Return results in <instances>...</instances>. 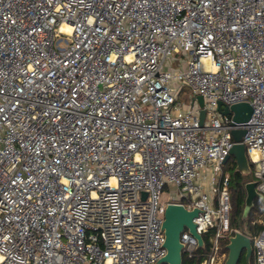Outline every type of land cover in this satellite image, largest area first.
Wrapping results in <instances>:
<instances>
[{
	"label": "built area",
	"instance_id": "obj_1",
	"mask_svg": "<svg viewBox=\"0 0 264 264\" xmlns=\"http://www.w3.org/2000/svg\"><path fill=\"white\" fill-rule=\"evenodd\" d=\"M234 128L264 205V0H0V264H158L168 203L219 264Z\"/></svg>",
	"mask_w": 264,
	"mask_h": 264
},
{
	"label": "water",
	"instance_id": "obj_2",
	"mask_svg": "<svg viewBox=\"0 0 264 264\" xmlns=\"http://www.w3.org/2000/svg\"><path fill=\"white\" fill-rule=\"evenodd\" d=\"M194 99H196L198 105L201 107L199 111V123L202 124L205 116V109L203 108L204 100L201 95H196ZM218 109L223 114H231L232 120L235 123L245 122L252 113V106L247 101L236 102L224 107H221V103H218ZM230 133L233 143L229 148L228 155L225 157L224 162L230 156H233L235 159V171L241 174H248L251 171V167L246 155L245 146L241 142L244 129L234 128ZM255 185V181H248L245 184L246 197L244 216L251 209L254 197L262 199V195L256 190ZM143 195H145V193H143ZM197 213V208L188 210L177 203H168L166 205L162 223L165 235L164 246L166 248V253L159 259L158 263L182 264L181 253L183 244L180 237L184 228H187L196 238L198 246H203L202 236L196 232L193 222V217L196 216ZM214 218H217V214H214ZM225 247L227 249V255L223 264H236L243 250L245 251L246 261H249V257L252 254L250 237L239 230L234 231L233 234L228 236Z\"/></svg>",
	"mask_w": 264,
	"mask_h": 264
},
{
	"label": "trees",
	"instance_id": "obj_3",
	"mask_svg": "<svg viewBox=\"0 0 264 264\" xmlns=\"http://www.w3.org/2000/svg\"><path fill=\"white\" fill-rule=\"evenodd\" d=\"M251 171L248 174H241L235 171V159L233 156H230L225 162L223 170L229 176V193L231 198V211H230V228L231 233H234V230L237 229L250 238L258 233L263 227L262 223L252 222L257 217L261 216L264 221V205L262 199L259 197H254L253 205L251 209L244 216V206H245V197L246 189L245 184L248 181L254 179L253 176V165L250 163ZM216 226L210 227L206 232L202 233L203 246L196 247L191 253L187 251H182V264H201L204 259L207 257L208 253L211 250L212 246V236L214 235ZM250 235H249V233ZM229 234L221 237L219 239V253L226 254L227 249L225 247ZM158 264H167L165 262ZM236 264H255L254 256L252 254L249 261H246L245 251L243 250Z\"/></svg>",
	"mask_w": 264,
	"mask_h": 264
},
{
	"label": "rangeland",
	"instance_id": "obj_4",
	"mask_svg": "<svg viewBox=\"0 0 264 264\" xmlns=\"http://www.w3.org/2000/svg\"><path fill=\"white\" fill-rule=\"evenodd\" d=\"M174 65H176V62H174L173 63ZM191 92V89H190V87H188V86H186V85H184V86H182V88H181V91H180V95H179V101L180 102H183V103H185V102H187L188 100H189V93ZM224 167V163L222 164V168ZM224 171V170H223ZM206 188L208 187V186H205ZM162 196H163V199L165 200V201H168V200H171L172 199V196H173V192L172 191H170V189H168V188H164L163 189V194H162ZM252 222H254V223H262L263 222V220H262V217L261 216H259V217H257L256 219H254ZM249 233V232H248ZM249 235H250V233H249ZM253 254V253H252ZM252 254L250 255V257H249V260H250V258H251V256H252ZM226 255H227V252H226V254L223 256V258L221 259V261H219L218 263L219 264H223L224 263V261H225V258H226Z\"/></svg>",
	"mask_w": 264,
	"mask_h": 264
},
{
	"label": "bare ground",
	"instance_id": "obj_5",
	"mask_svg": "<svg viewBox=\"0 0 264 264\" xmlns=\"http://www.w3.org/2000/svg\"><path fill=\"white\" fill-rule=\"evenodd\" d=\"M63 29H64V30H67V31L69 30L68 27H65V26H63Z\"/></svg>",
	"mask_w": 264,
	"mask_h": 264
}]
</instances>
